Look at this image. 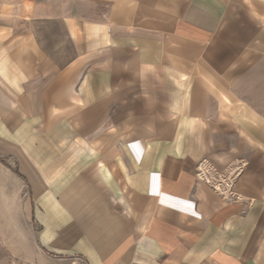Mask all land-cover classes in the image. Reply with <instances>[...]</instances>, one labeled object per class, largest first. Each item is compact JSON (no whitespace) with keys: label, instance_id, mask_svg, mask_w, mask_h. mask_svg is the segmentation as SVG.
I'll use <instances>...</instances> for the list:
<instances>
[{"label":"crops","instance_id":"0c3cea01","mask_svg":"<svg viewBox=\"0 0 264 264\" xmlns=\"http://www.w3.org/2000/svg\"><path fill=\"white\" fill-rule=\"evenodd\" d=\"M249 1L0 0V264H264Z\"/></svg>","mask_w":264,"mask_h":264},{"label":"built area","instance_id":"2783aa9c","mask_svg":"<svg viewBox=\"0 0 264 264\" xmlns=\"http://www.w3.org/2000/svg\"><path fill=\"white\" fill-rule=\"evenodd\" d=\"M197 176L210 184L215 190L223 195H233L231 181L232 175L224 176L218 173L212 167L205 163H201L198 167Z\"/></svg>","mask_w":264,"mask_h":264},{"label":"rangeland","instance_id":"374dc122","mask_svg":"<svg viewBox=\"0 0 264 264\" xmlns=\"http://www.w3.org/2000/svg\"><path fill=\"white\" fill-rule=\"evenodd\" d=\"M262 2L260 3H257L259 5V8L261 7V9L264 11V0H261ZM247 3H251L249 0H247ZM264 19V18H263ZM264 22V21H263ZM264 25V24H263ZM264 30V29H263ZM262 36H263V39H264V31H262ZM264 53V51H263Z\"/></svg>","mask_w":264,"mask_h":264}]
</instances>
